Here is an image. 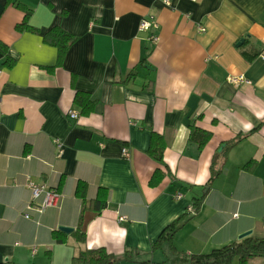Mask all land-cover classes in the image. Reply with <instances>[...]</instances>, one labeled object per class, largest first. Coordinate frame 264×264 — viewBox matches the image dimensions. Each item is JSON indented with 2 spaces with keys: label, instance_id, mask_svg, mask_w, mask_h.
Returning <instances> with one entry per match:
<instances>
[{
  "label": "crops",
  "instance_id": "obj_1",
  "mask_svg": "<svg viewBox=\"0 0 264 264\" xmlns=\"http://www.w3.org/2000/svg\"><path fill=\"white\" fill-rule=\"evenodd\" d=\"M26 14L35 31L17 28ZM53 27L76 37L60 64L42 37ZM0 70V264H71L97 247L132 250L119 264H162L168 246L152 244L186 212L175 252L264 234V0H0ZM239 74L249 83L228 82ZM79 91L94 100L87 114ZM192 127L210 132L204 146ZM152 131L164 165L147 150ZM213 159L222 170L208 185ZM78 181L87 201L108 191L105 208L83 213L84 242ZM29 182L56 204L32 202Z\"/></svg>",
  "mask_w": 264,
  "mask_h": 264
},
{
  "label": "trees",
  "instance_id": "obj_2",
  "mask_svg": "<svg viewBox=\"0 0 264 264\" xmlns=\"http://www.w3.org/2000/svg\"><path fill=\"white\" fill-rule=\"evenodd\" d=\"M28 14L23 19V22L17 24L18 29H35L27 25ZM43 37L44 42L54 45L57 49V64H60L62 58L65 55L67 48L76 40V37L66 31L60 29L59 27H53L47 31ZM9 62V61H8ZM91 97L85 92H76L74 97V102L80 107L81 113L87 114L91 112L94 105V100H90ZM209 133L206 130L200 129L198 127H192L190 130V139L195 140L198 143V147H202L206 144ZM150 145L147 148L150 156L160 165H164L163 151L165 147L164 140L160 134H156L155 131L151 132ZM215 159V158H214ZM213 159L210 165V175L207 184L211 183L221 172L222 168L216 166V161ZM245 168L250 167V163L244 165ZM151 183L158 181L162 175L157 168L151 175ZM86 183L83 181H78L75 187V195L82 200L81 215L79 218V223L74 229V235L76 239L80 242H84L85 233L82 230V216L86 210H90L99 213L107 205L108 191L104 188H98L96 196L91 200H86ZM192 203V209L196 210L199 207L200 199L194 198ZM189 218V212L176 218L174 221L170 222L165 229L161 232V235L152 244L151 250H157L162 248L164 244L168 246V249H163L166 254L165 261L162 264H229L233 259H237L238 264H247V261L256 257L264 256V234L260 236L247 235L243 238L210 250L208 253L202 254H188L175 252L172 249V237L174 233L183 225ZM172 245V246H171ZM132 251V250H131ZM126 250L123 255L118 256L113 253H108L103 247H97L92 249L80 250L77 255L72 256L71 264H118L119 262H131V255L127 254L131 252ZM135 249L132 254L138 255ZM172 255V256H171ZM148 262V261H147ZM161 264V263H152Z\"/></svg>",
  "mask_w": 264,
  "mask_h": 264
},
{
  "label": "built area",
  "instance_id": "obj_3",
  "mask_svg": "<svg viewBox=\"0 0 264 264\" xmlns=\"http://www.w3.org/2000/svg\"><path fill=\"white\" fill-rule=\"evenodd\" d=\"M152 26H156L155 23L152 21H148V20H141V23L139 25V28L141 30H148L150 27ZM202 30H204V28H201ZM152 40H156L157 37L155 35H151ZM0 74H1V70H0ZM228 82L233 83L234 85H238L240 83H249V81L244 77V75L239 74V75H232L228 77ZM68 116L72 119H76L78 117V114L75 110L70 109L68 111ZM58 147L59 150L61 148V144L58 143ZM123 155H127V151L125 148L121 149ZM29 187L31 189V198H32V202L34 199H36L41 193H44V197H43V201L41 202V204L39 205L40 208H45L48 206H52L55 205L58 199V192H56L54 189H47L44 185H37L33 182H29ZM176 197H180V194H176ZM31 203L30 205L26 206L27 208L31 207ZM190 212H193L190 209ZM120 220H123L124 217L121 216L119 217Z\"/></svg>",
  "mask_w": 264,
  "mask_h": 264
},
{
  "label": "water",
  "instance_id": "obj_4",
  "mask_svg": "<svg viewBox=\"0 0 264 264\" xmlns=\"http://www.w3.org/2000/svg\"><path fill=\"white\" fill-rule=\"evenodd\" d=\"M59 229H61L62 231H65V232H70L72 228L60 226ZM248 234H250V232H245V233H242L241 235H239V237L243 238L244 236H247Z\"/></svg>",
  "mask_w": 264,
  "mask_h": 264
},
{
  "label": "rangeland",
  "instance_id": "obj_5",
  "mask_svg": "<svg viewBox=\"0 0 264 264\" xmlns=\"http://www.w3.org/2000/svg\"><path fill=\"white\" fill-rule=\"evenodd\" d=\"M235 260L233 259L231 262H229V264H237L236 262L233 263ZM119 264V263H118Z\"/></svg>",
  "mask_w": 264,
  "mask_h": 264
}]
</instances>
